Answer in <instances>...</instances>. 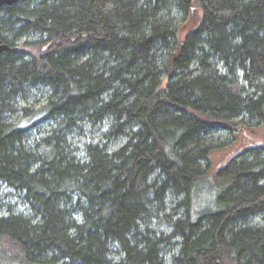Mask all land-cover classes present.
<instances>
[{
    "label": "trees",
    "instance_id": "1",
    "mask_svg": "<svg viewBox=\"0 0 264 264\" xmlns=\"http://www.w3.org/2000/svg\"><path fill=\"white\" fill-rule=\"evenodd\" d=\"M0 41V264H264V0H22Z\"/></svg>",
    "mask_w": 264,
    "mask_h": 264
},
{
    "label": "rangeland",
    "instance_id": "2",
    "mask_svg": "<svg viewBox=\"0 0 264 264\" xmlns=\"http://www.w3.org/2000/svg\"><path fill=\"white\" fill-rule=\"evenodd\" d=\"M199 21H200V12L198 10H195V11H193V14H191L189 16V18H186L182 22V24L179 26L178 38L179 39L184 38V36L188 32H190L191 30H193L197 26ZM257 134H258V136H257ZM247 138L248 139L244 140L243 143H245V142H261V141H264V132L251 133ZM230 155L231 154H229V151H227L226 149L217 152L215 154V156H213L215 164L217 166L221 165L227 159V157L230 156Z\"/></svg>",
    "mask_w": 264,
    "mask_h": 264
},
{
    "label": "water",
    "instance_id": "3",
    "mask_svg": "<svg viewBox=\"0 0 264 264\" xmlns=\"http://www.w3.org/2000/svg\"><path fill=\"white\" fill-rule=\"evenodd\" d=\"M22 0H0V8L2 6H11L13 4H16ZM8 47L5 44H2L0 41V53L7 51Z\"/></svg>",
    "mask_w": 264,
    "mask_h": 264
}]
</instances>
